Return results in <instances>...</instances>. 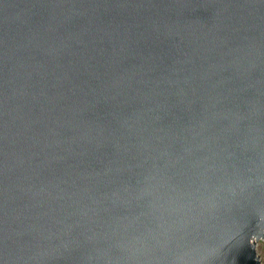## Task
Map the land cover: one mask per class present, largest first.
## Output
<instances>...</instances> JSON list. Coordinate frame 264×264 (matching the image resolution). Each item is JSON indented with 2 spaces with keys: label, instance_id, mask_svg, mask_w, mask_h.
<instances>
[{
  "label": "water",
  "instance_id": "95a60500",
  "mask_svg": "<svg viewBox=\"0 0 264 264\" xmlns=\"http://www.w3.org/2000/svg\"><path fill=\"white\" fill-rule=\"evenodd\" d=\"M264 0H0V264H264Z\"/></svg>",
  "mask_w": 264,
  "mask_h": 264
},
{
  "label": "rangeland",
  "instance_id": "374dc122",
  "mask_svg": "<svg viewBox=\"0 0 264 264\" xmlns=\"http://www.w3.org/2000/svg\"><path fill=\"white\" fill-rule=\"evenodd\" d=\"M257 252L264 263V239L257 242Z\"/></svg>",
  "mask_w": 264,
  "mask_h": 264
}]
</instances>
